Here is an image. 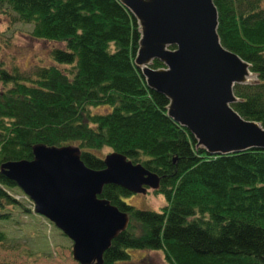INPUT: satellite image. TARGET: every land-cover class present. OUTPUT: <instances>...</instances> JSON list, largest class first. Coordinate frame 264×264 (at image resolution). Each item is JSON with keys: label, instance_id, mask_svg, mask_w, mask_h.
Wrapping results in <instances>:
<instances>
[{"label": "trees", "instance_id": "1", "mask_svg": "<svg viewBox=\"0 0 264 264\" xmlns=\"http://www.w3.org/2000/svg\"><path fill=\"white\" fill-rule=\"evenodd\" d=\"M214 3L222 44L254 77L235 85L233 107L264 126V0ZM0 11L33 26V39L62 44L50 57L65 66L25 78L0 57V165L32 160L42 143L75 145L96 170L105 168L96 151L108 148L158 174L154 194L167 203L157 212L128 204L130 191L105 186L101 197L130 222L104 264L127 262L133 250L162 252L167 264H264V150L211 155L169 116L168 98L149 88L136 64L141 32L120 0H0ZM151 66L165 67L159 59ZM101 107L111 111L94 113ZM18 188L0 172V246L8 240L3 226L33 213L11 194Z\"/></svg>", "mask_w": 264, "mask_h": 264}, {"label": "water", "instance_id": "2", "mask_svg": "<svg viewBox=\"0 0 264 264\" xmlns=\"http://www.w3.org/2000/svg\"><path fill=\"white\" fill-rule=\"evenodd\" d=\"M120 2L140 28L136 64L149 88L168 98L169 116L211 155L264 150V126L233 107L234 87L251 80V65L222 44L214 0ZM155 59L165 67L152 68ZM33 154L32 160L3 162L0 172L33 201L37 214L73 240L79 264H104L105 252L129 226L128 213L101 197L105 186L144 195L161 186L158 174L120 152H109L101 170L88 167L75 145L39 143Z\"/></svg>", "mask_w": 264, "mask_h": 264}, {"label": "rangeland", "instance_id": "3", "mask_svg": "<svg viewBox=\"0 0 264 264\" xmlns=\"http://www.w3.org/2000/svg\"><path fill=\"white\" fill-rule=\"evenodd\" d=\"M33 26L13 22V17L0 11V57L3 66L17 68L25 78H34L39 67L59 65L50 57L54 47L62 44L33 39ZM67 69V67H66ZM254 77H252L253 79ZM2 89V86H0ZM111 108L101 107L94 113L105 114ZM112 152L105 148L96 151L102 159ZM19 189V188H18ZM13 189L11 194L25 203L31 215H20V223L3 226L8 240L0 246V264H79L73 257V241L61 234L45 217L35 214L33 201L22 190ZM125 201L141 210L159 211L166 205L163 194H132ZM131 259L117 264H167L162 252L148 250L129 251Z\"/></svg>", "mask_w": 264, "mask_h": 264}, {"label": "bare ground", "instance_id": "4", "mask_svg": "<svg viewBox=\"0 0 264 264\" xmlns=\"http://www.w3.org/2000/svg\"><path fill=\"white\" fill-rule=\"evenodd\" d=\"M73 241V240H72ZM73 245H74V243H73Z\"/></svg>", "mask_w": 264, "mask_h": 264}]
</instances>
